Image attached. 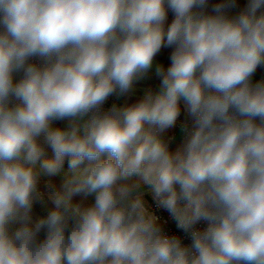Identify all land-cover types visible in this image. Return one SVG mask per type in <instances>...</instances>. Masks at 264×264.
<instances>
[{"label": "clouds", "instance_id": "9594fccd", "mask_svg": "<svg viewBox=\"0 0 264 264\" xmlns=\"http://www.w3.org/2000/svg\"><path fill=\"white\" fill-rule=\"evenodd\" d=\"M258 70L264 0H0V264H264Z\"/></svg>", "mask_w": 264, "mask_h": 264}, {"label": "crops", "instance_id": "0c3cea01", "mask_svg": "<svg viewBox=\"0 0 264 264\" xmlns=\"http://www.w3.org/2000/svg\"><path fill=\"white\" fill-rule=\"evenodd\" d=\"M170 19H171V16H170ZM164 62L166 64V66L169 63V61L167 60L166 57L164 58ZM262 71H264V70H258L257 75L254 77V80H258V79L261 78ZM158 83H159V81L155 77V75L154 74H150L149 79H147L146 81L140 82L137 85V88L138 89H142V88L152 87L153 89H155V87L158 85ZM139 95H140V92L138 91L135 95L131 96L130 98L126 97V98L117 99L116 103L117 104H122V103L125 102V100H127V102H129V103L134 102L138 98ZM170 134H172V133H170ZM66 167L67 166H65V168ZM37 212H40L39 208H37Z\"/></svg>", "mask_w": 264, "mask_h": 264}, {"label": "built area", "instance_id": "2783aa9c", "mask_svg": "<svg viewBox=\"0 0 264 264\" xmlns=\"http://www.w3.org/2000/svg\"><path fill=\"white\" fill-rule=\"evenodd\" d=\"M116 97H110L109 100L106 102L105 107L110 106L112 103H116ZM170 227L174 230V224H171Z\"/></svg>", "mask_w": 264, "mask_h": 264}, {"label": "trees", "instance_id": "16d2710c", "mask_svg": "<svg viewBox=\"0 0 264 264\" xmlns=\"http://www.w3.org/2000/svg\"><path fill=\"white\" fill-rule=\"evenodd\" d=\"M65 166H67V164H65Z\"/></svg>", "mask_w": 264, "mask_h": 264}]
</instances>
